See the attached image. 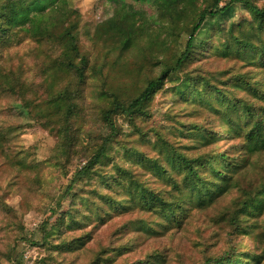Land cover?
<instances>
[{
  "label": "rangeland",
  "instance_id": "obj_1",
  "mask_svg": "<svg viewBox=\"0 0 264 264\" xmlns=\"http://www.w3.org/2000/svg\"><path fill=\"white\" fill-rule=\"evenodd\" d=\"M209 2L44 0L21 14L20 38L0 44V79L15 73L21 89L30 91L28 97L38 96L35 106L41 114L49 95L66 87L75 113L70 117L72 141L66 143L60 114L39 118L34 109L21 107L14 92L0 90L3 264H11L5 260L6 249L22 264H127L139 259L143 264H193L203 249L218 252L228 238L239 239L241 248L227 264H264V199L259 210L255 205L239 210L244 193H252L256 185L242 191L231 185L208 202L209 194L197 193L183 180L168 149L203 152L211 146L232 163L225 169L239 166L246 168L242 175L264 176V146L253 152L247 147L256 128L249 129L250 120L243 122L235 110L223 112L217 95L199 102L185 99L175 88L187 76L202 75L222 86L227 96L243 93L254 99L257 115L264 119V98H254L243 82L256 77L264 88V54L239 52L236 44L237 52L225 48L240 37L262 45L264 52V25L258 26L242 4H234L220 20L205 21L197 35V41H206L204 51L181 68L173 67L195 13ZM256 2L264 5V0ZM56 12H62L66 23L75 22L72 59L77 65L85 60L81 77L59 65L56 51L30 32ZM167 66L170 71L151 96L149 113L115 114L112 131L101 117L110 94L127 100ZM197 124L203 136L194 131ZM258 132L253 140L264 137V128ZM105 138L108 157L93 161ZM114 176L119 186L113 184ZM138 185L172 201L175 215L156 201L142 205L139 197L147 194L135 192ZM220 187L222 182L213 193ZM60 216L66 222L57 231ZM69 216L74 220L68 224ZM64 237L70 247L60 246Z\"/></svg>",
  "mask_w": 264,
  "mask_h": 264
},
{
  "label": "trees",
  "instance_id": "obj_2",
  "mask_svg": "<svg viewBox=\"0 0 264 264\" xmlns=\"http://www.w3.org/2000/svg\"><path fill=\"white\" fill-rule=\"evenodd\" d=\"M44 0H0V44L5 43L9 44L12 41L18 40L20 38V34L23 33L22 28L18 27L17 21L21 18V14L25 10H31L38 6ZM221 0H210L207 5H204L200 10H198L193 18L192 24L188 30L187 38L183 44V48L179 52L175 63L174 68H181L182 65L189 60L195 58L197 54H200L204 51V46L206 44L205 40H198V33L203 27V23L209 19L220 20L224 14L228 13L234 4H242L247 11L249 12L251 18L256 21L258 26L262 27L264 25V5H260L256 2V0H227L225 3L219 4ZM60 14L62 12L55 14V16H51L50 20L45 19V24L41 27L35 28L34 31H30L32 34H36V37L39 42L44 41L47 44V49H49L52 53L56 51V62L60 63L65 70H69L70 72L82 76L84 68L86 66L85 60L81 59L79 65L73 62L72 55L76 52V37L74 33L75 22L69 21L66 23L65 18H60ZM239 52L248 51L250 53L257 54L260 58L264 54L262 50V45L252 44L250 41H243L242 38L234 37L232 45H226L225 48L229 51L234 47ZM235 52H237L235 50ZM54 60V61H55ZM170 71V68L164 67L160 74L156 77L150 78L146 81L144 87L138 91L133 97L127 100H120L115 94H110V100L108 106H106L102 112L101 117L104 121H107V124L114 130V124L112 123L111 116L115 114H148L149 113V103L151 96L153 93L161 86L166 77L167 73ZM0 79V90L2 91H12L16 95L17 98L21 100V107L25 109L26 112L34 109V111L38 114L39 118H43L44 116L51 115V113L60 114L63 123L60 124V128L65 131V142L70 143L72 141V137L70 135V125H71V115L75 113L73 109V103L71 98V92L68 88L63 87L61 90H58L54 95H49V97L45 100L46 111L41 114L38 107L35 106L36 98L38 96L28 97L25 90H22L20 87V83L18 81V76L15 73L9 72V78L7 79L4 76H1ZM4 80V82H2ZM244 84L250 93L254 96H257L259 99L264 98V88L258 87V79L253 78L251 80L244 79ZM264 82V80H263ZM177 89L180 96L184 97L187 100L196 99L199 102H202L206 99V96L213 94L217 95L218 103L222 104L221 108L223 112H230V110H235L239 114L243 115V122L248 120L251 121V125L249 129H252L256 132H249V137L252 141L249 142L248 148H250V152L260 150L261 146H264V137L257 138L253 140L255 135H259L258 129L263 130L264 122L263 115L258 116L256 111V102L254 99L247 98L248 95L243 93L240 94H231L227 96L223 90V87L220 85H214L210 83L205 77H192L187 76V80L182 82L180 85L176 83ZM15 88V89H14ZM46 123V122H45ZM44 123V124H45ZM43 125V123H42ZM200 125L197 124L196 129L194 131L203 136V132L200 130ZM207 140V139H206ZM107 138L103 140L101 145L99 146L97 152L93 155L92 160L98 161L101 159H105L108 157L106 153L108 150L107 146ZM209 146L205 151L199 152H189L178 150L176 151L174 147H169L171 156L174 160H176V165L179 166V169L182 171L183 180L186 182H190L197 190V193L203 192L205 194H209L208 202L213 201L216 197L218 198L221 193L225 190H228V187L231 185H236V189L244 190V186H255V189L252 190V193H244L243 200L240 201L239 210H246L249 206L252 207L255 205V208H262L263 199H264V176L261 174L258 176H249L248 173L243 172L246 168H239V166L234 169H225V165L231 166L232 163L229 162L221 151H216L210 149ZM92 162V161H91ZM217 164L215 166L214 164ZM90 164L87 166L81 167L75 176H78L80 173L85 171ZM222 166L224 169H222ZM200 169L208 170L207 175L199 172ZM245 169V170H244ZM213 172V173H212ZM237 172L235 175L234 173ZM109 176V175H108ZM113 181V184L119 186L118 176ZM104 181L108 182L106 176H104ZM219 182H222V187L218 189V191L213 193V189L215 185H218ZM112 183V182H110ZM137 185V184H135ZM70 185L66 187L68 189ZM135 192H143L147 195H140V201L142 205H150L153 201L158 202L159 205L164 206L168 209V213L175 215V211H173V206L175 204L168 199H164L162 196H159L157 193L153 192L147 187L142 185H138L136 189H133ZM229 191V190H228ZM226 193V192H225ZM224 193V194H225ZM228 193V192H227ZM216 198V199H217ZM2 205L6 208H9L5 201H1ZM249 205V206H248ZM67 213V212H66ZM71 215L69 212L67 215ZM63 217H59L57 219L56 229L57 231L62 230V219ZM74 219L72 216H69L68 224L72 222ZM235 223V221H232ZM55 223V222H54ZM53 223V224H54ZM47 223H45L46 228ZM239 239L228 238L226 241V245L218 251H205L203 249V255L201 258L196 257L195 260L192 261L193 264H227L226 260L231 259L230 255L239 252ZM60 246L67 248L71 246L70 240L67 237H64L59 241ZM245 250H249L248 246H246ZM66 251V249L64 250ZM244 252V251H242ZM249 252V251H246ZM9 249H6L4 256L5 260L11 261V264H22V261L16 256L12 255ZM44 262V261H43ZM139 262L143 264V259L134 260L132 262H127V264H139ZM0 264L3 262L0 259Z\"/></svg>",
  "mask_w": 264,
  "mask_h": 264
}]
</instances>
